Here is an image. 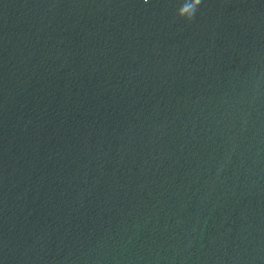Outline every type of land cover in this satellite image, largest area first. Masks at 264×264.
Wrapping results in <instances>:
<instances>
[{"label": "water", "instance_id": "obj_1", "mask_svg": "<svg viewBox=\"0 0 264 264\" xmlns=\"http://www.w3.org/2000/svg\"><path fill=\"white\" fill-rule=\"evenodd\" d=\"M0 0V264H264V0Z\"/></svg>", "mask_w": 264, "mask_h": 264}, {"label": "clouds", "instance_id": "obj_2", "mask_svg": "<svg viewBox=\"0 0 264 264\" xmlns=\"http://www.w3.org/2000/svg\"><path fill=\"white\" fill-rule=\"evenodd\" d=\"M201 3L202 0H182L176 8V18L190 23Z\"/></svg>", "mask_w": 264, "mask_h": 264}]
</instances>
